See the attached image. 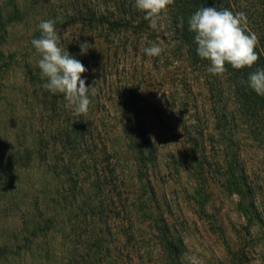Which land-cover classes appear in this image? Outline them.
Here are the masks:
<instances>
[{
  "label": "rangeland",
  "instance_id": "rangeland-1",
  "mask_svg": "<svg viewBox=\"0 0 264 264\" xmlns=\"http://www.w3.org/2000/svg\"><path fill=\"white\" fill-rule=\"evenodd\" d=\"M122 1L135 4V0H15L21 19L7 24L0 45L5 64L0 72V264H70L71 242L55 231L33 234L41 211L46 215L57 211L55 193L67 179L60 167H54L56 162L66 163L67 154L59 156L62 148L53 136L62 126L60 112L71 107L63 94L43 87L47 80L38 67L41 57L31 44L41 36L39 24L49 19L56 21L60 46L87 69L81 78L90 87L91 104L83 121L97 127L100 133L95 138L112 156L119 158L124 152L126 160L118 167L127 189L134 194L140 186L147 189L153 217L157 222L164 219L183 242V264L186 254L198 264H264V148L246 136L240 121L233 130L230 124L223 125L222 113H234L230 84L223 74L190 64L186 47L174 39L169 7L156 28L147 20L148 26L138 34L91 32L85 27L87 9L104 11L105 5L119 9ZM0 5L6 11L12 7L9 0H0ZM136 20L137 16L133 23ZM84 41L92 48L81 55L79 45ZM153 44L164 52L148 56L144 49ZM122 113L129 114L138 138L137 130L152 141L155 150L145 169L126 162ZM230 133L242 148L240 159L254 187L257 218L250 223L225 186L226 146L229 154L235 151L227 138ZM61 156L64 162H58ZM130 217L134 221L137 216ZM148 226L134 224L137 240L146 238L135 252L160 260L163 250Z\"/></svg>",
  "mask_w": 264,
  "mask_h": 264
},
{
  "label": "trees",
  "instance_id": "trees-1",
  "mask_svg": "<svg viewBox=\"0 0 264 264\" xmlns=\"http://www.w3.org/2000/svg\"><path fill=\"white\" fill-rule=\"evenodd\" d=\"M9 5L12 6L9 11L0 5V45L4 42L7 24L21 19V11L15 0H9ZM109 7L105 5L104 11L87 9L88 14L83 18L85 27L91 32L96 29L109 33L133 30V34H138L142 28L148 26L145 13L138 10L133 1H122L120 6L116 7L119 9L110 10ZM168 7L174 25L176 36L174 39L186 47L190 64L201 69H208L210 62L200 58L196 52L195 33L188 30L189 17L203 7L246 13L248 27L259 38L256 48L259 59L251 68L239 70L226 63L227 70L223 75L230 84L234 113L229 114L230 116L222 113L221 120L224 126L230 124L232 130L240 121L246 127V136L258 147L264 148V96L257 95L246 83H241L246 82L248 75L256 69H264V0H174ZM136 16L139 21L133 23ZM181 20L183 27L180 26ZM3 67H5L3 52L0 50V72ZM28 73L33 74L31 68H28ZM36 76L35 74L34 77ZM59 109L58 106V111ZM128 115L122 113L123 133L128 142L126 153H129L126 162L145 169V163H150L153 158L152 151L155 149L147 134L137 130L140 133L139 138L137 137L136 129ZM83 116L84 114L76 115L72 108L60 112L62 126L53 137L55 145L59 142L62 148L58 152L59 156L67 155L66 163L60 166L56 162L54 167H60L67 178L66 184L63 183V188L55 193L57 196L54 203L57 211L51 215L41 211L39 213L41 223L33 229V234L37 235V231L41 235L47 231H55L63 241L71 242L70 264H183L181 253L184 250L183 242L170 231L164 219L157 222L153 217L151 207L146 202L147 199H151L146 198L149 194L146 192L147 189L140 186L137 194L127 189L126 181L121 177L118 167L119 161L126 160L122 157L124 152H119V158L112 156L106 144L98 142L95 138L94 134L100 133L97 127L90 125L92 122H84ZM227 138L235 151L229 154V147L226 146L228 160L225 161V186L229 193L237 197L238 210L246 218L247 223H250L257 218L254 187L248 181L246 169L240 159L242 148L238 140L232 133ZM61 157L59 158L61 161L58 162H64V157ZM233 157L238 159L233 160ZM137 179L140 180L141 177L137 176ZM66 193L69 194L67 197L64 196ZM198 195L199 198L202 197L201 192ZM130 197H134V201L130 202ZM130 214L137 216L134 221L131 220ZM133 222H148V228L154 230V238L163 250L160 260L148 253L135 252L137 244L144 242L146 238L140 237V241L137 240L136 232H133L135 224Z\"/></svg>",
  "mask_w": 264,
  "mask_h": 264
},
{
  "label": "clouds",
  "instance_id": "clouds-1",
  "mask_svg": "<svg viewBox=\"0 0 264 264\" xmlns=\"http://www.w3.org/2000/svg\"><path fill=\"white\" fill-rule=\"evenodd\" d=\"M174 0H135L138 10L145 13V19L156 28L162 13ZM56 21L49 19L39 24L41 36L31 44L40 54L38 67L42 78L47 82L43 87L51 93L65 96L68 105L76 115L87 114L91 104L89 86L81 76L87 71L81 61L60 46V38L55 28ZM188 30L195 33L196 52L202 59L210 62L211 74H223L226 63L233 69L251 68L259 59L256 51L259 38L248 27L244 12H232L228 9L203 7L195 11L188 19ZM183 27V20H181ZM80 54L86 55L92 48L87 41L80 43ZM144 52L152 57L159 56L164 48L158 44L146 47ZM247 86L257 95L264 96V69H256L248 75ZM185 264H198L197 259L185 255Z\"/></svg>",
  "mask_w": 264,
  "mask_h": 264
}]
</instances>
